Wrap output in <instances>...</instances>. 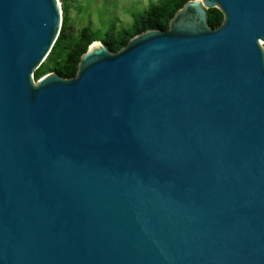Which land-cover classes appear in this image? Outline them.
I'll return each instance as SVG.
<instances>
[{
  "label": "water",
  "instance_id": "95a60500",
  "mask_svg": "<svg viewBox=\"0 0 264 264\" xmlns=\"http://www.w3.org/2000/svg\"><path fill=\"white\" fill-rule=\"evenodd\" d=\"M60 4L0 0V264H264V0L35 80Z\"/></svg>",
  "mask_w": 264,
  "mask_h": 264
},
{
  "label": "trees",
  "instance_id": "16d2710c",
  "mask_svg": "<svg viewBox=\"0 0 264 264\" xmlns=\"http://www.w3.org/2000/svg\"><path fill=\"white\" fill-rule=\"evenodd\" d=\"M61 2L62 21L59 33L46 58L34 71V79L55 72L63 78L75 76L80 55L85 52L93 41H101L111 52L119 50L136 34L149 29H168V22L175 12L188 0H157L151 1L142 10L131 12L132 20L127 26L117 27L110 22L105 29L94 28L87 24L76 30L73 28L69 9L75 0H59ZM223 20L222 12L215 7L207 9V25L218 27Z\"/></svg>",
  "mask_w": 264,
  "mask_h": 264
},
{
  "label": "rangeland",
  "instance_id": "374dc122",
  "mask_svg": "<svg viewBox=\"0 0 264 264\" xmlns=\"http://www.w3.org/2000/svg\"><path fill=\"white\" fill-rule=\"evenodd\" d=\"M151 1L157 0H75L69 16L76 30L87 24L105 29L112 21L117 27L127 26L132 20L131 12L146 8Z\"/></svg>",
  "mask_w": 264,
  "mask_h": 264
}]
</instances>
